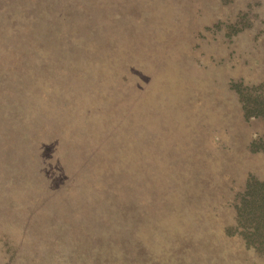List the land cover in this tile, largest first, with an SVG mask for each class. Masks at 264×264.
<instances>
[{
	"label": "rangeland",
	"instance_id": "obj_1",
	"mask_svg": "<svg viewBox=\"0 0 264 264\" xmlns=\"http://www.w3.org/2000/svg\"><path fill=\"white\" fill-rule=\"evenodd\" d=\"M248 88L264 0H0V264H264Z\"/></svg>",
	"mask_w": 264,
	"mask_h": 264
},
{
	"label": "trees",
	"instance_id": "obj_2",
	"mask_svg": "<svg viewBox=\"0 0 264 264\" xmlns=\"http://www.w3.org/2000/svg\"><path fill=\"white\" fill-rule=\"evenodd\" d=\"M252 92L249 88L246 91L241 90L239 92L242 100V112L246 117L252 115L264 117V94H253ZM246 194L250 198L247 199L244 196L241 202L242 205L239 207V223L244 227L249 222L254 230L264 229V180H247ZM243 216L244 220L241 222Z\"/></svg>",
	"mask_w": 264,
	"mask_h": 264
}]
</instances>
